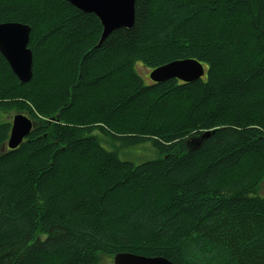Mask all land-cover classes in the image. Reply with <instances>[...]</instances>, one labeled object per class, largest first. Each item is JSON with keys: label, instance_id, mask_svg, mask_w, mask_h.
<instances>
[{"label": "trees", "instance_id": "1", "mask_svg": "<svg viewBox=\"0 0 264 264\" xmlns=\"http://www.w3.org/2000/svg\"><path fill=\"white\" fill-rule=\"evenodd\" d=\"M134 12L100 42L98 17L67 0H0V23L28 25L32 52L26 83L0 54V111L34 125L2 149L0 123V264L119 252L264 264V0H135ZM180 59L205 75L145 82L136 66ZM146 142L156 158L118 157Z\"/></svg>", "mask_w": 264, "mask_h": 264}, {"label": "water", "instance_id": "2", "mask_svg": "<svg viewBox=\"0 0 264 264\" xmlns=\"http://www.w3.org/2000/svg\"><path fill=\"white\" fill-rule=\"evenodd\" d=\"M81 11L94 13L101 22L100 42L112 31L119 28L130 29L134 25L135 0H67ZM30 27L23 23H0V54L21 83L32 76V52L28 47ZM206 73L203 64L195 59H180L160 65L149 72L152 82L160 83L169 79L192 82ZM33 122L22 113L13 116L8 140L2 147L16 148L30 133ZM209 132L200 136L198 141ZM112 264H173L161 256H144L130 252H119L112 257Z\"/></svg>", "mask_w": 264, "mask_h": 264}, {"label": "rangeland", "instance_id": "3", "mask_svg": "<svg viewBox=\"0 0 264 264\" xmlns=\"http://www.w3.org/2000/svg\"><path fill=\"white\" fill-rule=\"evenodd\" d=\"M137 69L138 72L144 77L143 80L146 82L150 81L148 78L149 71L142 66V64L137 63ZM146 77V80H145ZM17 112L14 111H0V123L4 121H8L11 123L13 116L16 115ZM34 126V125H33ZM101 139V145L106 149V150H111L112 147L108 143V139L105 138L101 133H99ZM118 157L120 159L124 160H129L132 161L133 163H141L146 160L154 159L157 157V154L155 153L154 149L151 147L149 143H141L139 145H135L132 147L128 148H122L118 150ZM259 192L264 195V185H262L259 188ZM100 264H112V259H109L107 257H102Z\"/></svg>", "mask_w": 264, "mask_h": 264}, {"label": "snow or ice", "instance_id": "4", "mask_svg": "<svg viewBox=\"0 0 264 264\" xmlns=\"http://www.w3.org/2000/svg\"><path fill=\"white\" fill-rule=\"evenodd\" d=\"M0 39H2V37H0Z\"/></svg>", "mask_w": 264, "mask_h": 264}, {"label": "bare ground", "instance_id": "5", "mask_svg": "<svg viewBox=\"0 0 264 264\" xmlns=\"http://www.w3.org/2000/svg\"><path fill=\"white\" fill-rule=\"evenodd\" d=\"M78 9V8H77ZM149 76V75H148Z\"/></svg>", "mask_w": 264, "mask_h": 264}]
</instances>
